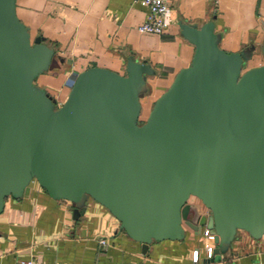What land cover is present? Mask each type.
<instances>
[{
  "label": "water",
  "instance_id": "95a60500",
  "mask_svg": "<svg viewBox=\"0 0 264 264\" xmlns=\"http://www.w3.org/2000/svg\"><path fill=\"white\" fill-rule=\"evenodd\" d=\"M14 1L0 0V211L35 180L73 213L98 201L142 250L204 226L217 261L237 229L264 233V62L244 67L252 45L227 51L212 19L179 21L191 59L139 119L154 71L144 59L128 56L123 72L89 65L56 103L33 79L57 55Z\"/></svg>",
  "mask_w": 264,
  "mask_h": 264
},
{
  "label": "crops",
  "instance_id": "0c3cea01",
  "mask_svg": "<svg viewBox=\"0 0 264 264\" xmlns=\"http://www.w3.org/2000/svg\"><path fill=\"white\" fill-rule=\"evenodd\" d=\"M166 3L169 23L155 33L136 28L146 7L135 0H15L30 37L40 35L57 55V66L40 75L37 84L59 103L79 70L99 65L123 72L128 56L144 59L154 70L146 75L148 92L140 97L144 118L153 99L191 59L193 44L182 35L179 21L199 25L209 18L224 50L253 46L244 67L264 62L259 50L264 0ZM188 201L198 202L194 196ZM72 208L69 200L51 197L35 180L25 195L6 196L0 211V264H264V233L252 237L237 229L220 259L208 261L204 226L199 233L186 227L180 239L152 240L142 250L140 241L119 229V221L98 201L88 196L78 213ZM193 247L198 249L195 262Z\"/></svg>",
  "mask_w": 264,
  "mask_h": 264
},
{
  "label": "built area",
  "instance_id": "2783aa9c",
  "mask_svg": "<svg viewBox=\"0 0 264 264\" xmlns=\"http://www.w3.org/2000/svg\"><path fill=\"white\" fill-rule=\"evenodd\" d=\"M146 7V14L144 19L136 25L139 31L155 32L160 33L169 23V10L166 0H135ZM208 243L205 244V257L210 258L213 254V241L212 233L208 232L207 228L203 229ZM100 242H104L105 239L100 237ZM192 261L198 260V249L196 247L192 248L191 254ZM26 264H33L30 260L25 261Z\"/></svg>",
  "mask_w": 264,
  "mask_h": 264
},
{
  "label": "rangeland",
  "instance_id": "374dc122",
  "mask_svg": "<svg viewBox=\"0 0 264 264\" xmlns=\"http://www.w3.org/2000/svg\"><path fill=\"white\" fill-rule=\"evenodd\" d=\"M50 70H52V69H50ZM42 74H45V75H49V74H51L49 71H43V72H40V73H38L36 76H35V78L33 79V81L35 82V83H37L36 82V80L40 77V75H42ZM67 91H68V89H67ZM67 91H66V93H67ZM64 94V93H63ZM66 96V94L64 95V97ZM139 119H142V114H140L139 115Z\"/></svg>",
  "mask_w": 264,
  "mask_h": 264
},
{
  "label": "trees",
  "instance_id": "16d2710c",
  "mask_svg": "<svg viewBox=\"0 0 264 264\" xmlns=\"http://www.w3.org/2000/svg\"><path fill=\"white\" fill-rule=\"evenodd\" d=\"M57 103V102H56Z\"/></svg>",
  "mask_w": 264,
  "mask_h": 264
}]
</instances>
